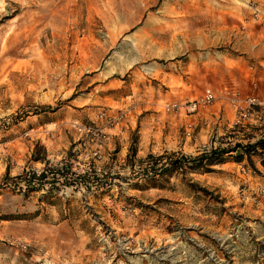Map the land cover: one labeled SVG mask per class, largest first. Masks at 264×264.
Returning a JSON list of instances; mask_svg holds the SVG:
<instances>
[{"label": "rangeland", "instance_id": "1", "mask_svg": "<svg viewBox=\"0 0 264 264\" xmlns=\"http://www.w3.org/2000/svg\"><path fill=\"white\" fill-rule=\"evenodd\" d=\"M251 95L264 0H0V264H264V152L155 180L129 159L254 145ZM44 154L71 179L15 187Z\"/></svg>", "mask_w": 264, "mask_h": 264}, {"label": "trees", "instance_id": "2", "mask_svg": "<svg viewBox=\"0 0 264 264\" xmlns=\"http://www.w3.org/2000/svg\"><path fill=\"white\" fill-rule=\"evenodd\" d=\"M237 150H229L225 148H218L212 152H206L200 156L192 157L186 156L184 154H175L166 152L160 156H154L152 154L148 155L146 159L136 160L137 149L135 147L131 148V154L129 155V159L133 160V168L139 169V173L143 178H149L151 180H155L156 177L163 176L166 174H174L180 171H185L187 168H190V165H193L191 169L194 170H205L208 171L209 167L213 165L223 164L224 157L226 154L237 152L238 149L242 148V154H239L237 158L243 159L246 154L251 155V153H256V151L264 152V138L256 142L254 145L247 146H237ZM36 162L42 161L46 163V167L43 172L38 175L37 173H29L26 175H21L11 181H14L15 187H20L25 185L26 189L31 192L35 191L42 187L47 181L51 180L53 182H58L59 177L61 178H69L71 179L70 169H54L49 166L50 164L46 161L45 154L42 158L35 157ZM138 164V165H137ZM77 178H82L77 177ZM8 176H6V181L8 180ZM6 185V184H5Z\"/></svg>", "mask_w": 264, "mask_h": 264}, {"label": "built area", "instance_id": "3", "mask_svg": "<svg viewBox=\"0 0 264 264\" xmlns=\"http://www.w3.org/2000/svg\"><path fill=\"white\" fill-rule=\"evenodd\" d=\"M215 94L213 90L207 89L201 98L197 102L198 105L208 106L215 101ZM236 111L238 112V118L234 123L235 127L244 126L246 121H250V125H258L264 127V97L259 95H251L244 101V104H234ZM196 107V105H195ZM106 117L105 114H101V119ZM253 126V125H252Z\"/></svg>", "mask_w": 264, "mask_h": 264}, {"label": "crops", "instance_id": "4", "mask_svg": "<svg viewBox=\"0 0 264 264\" xmlns=\"http://www.w3.org/2000/svg\"><path fill=\"white\" fill-rule=\"evenodd\" d=\"M262 97H264V96H262Z\"/></svg>", "mask_w": 264, "mask_h": 264}]
</instances>
